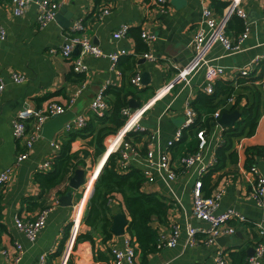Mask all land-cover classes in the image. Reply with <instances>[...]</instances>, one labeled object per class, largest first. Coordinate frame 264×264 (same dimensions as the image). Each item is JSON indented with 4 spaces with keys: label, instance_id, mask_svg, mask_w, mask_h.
Segmentation results:
<instances>
[{
    "label": "crops",
    "instance_id": "1",
    "mask_svg": "<svg viewBox=\"0 0 264 264\" xmlns=\"http://www.w3.org/2000/svg\"><path fill=\"white\" fill-rule=\"evenodd\" d=\"M58 1L63 5L55 20L45 28L36 25V0L30 1L21 15L13 13L10 0L0 1V23L8 33L5 39H0V76L5 80V87L0 90V174L13 163L17 153L23 149V145L17 142L13 134L12 121L26 104L41 107L50 99L68 102L77 96V91L84 84L83 90L69 109L75 112V116L85 112L90 120L92 114L96 113L89 108L96 93L101 88H105V91L112 90L111 93L106 92L108 101L112 104L118 96L114 91H119L120 97L125 98L127 105L132 109L137 110L145 106L137 118L147 133L138 140L133 137L136 149L131 151L129 158L130 164L142 169L151 167L146 157L148 148L154 151L156 158L160 151L168 148V141L186 122L185 108L187 102H190L198 112L199 122H203V125L209 122L210 126L207 125V128L215 133L210 139L207 158L217 150L218 138L223 135L224 130L242 122L238 131L243 128V135H235L230 129L233 132L231 131L232 135L229 137L233 149L238 151L239 158L236 162H228L225 167L215 171L212 183L213 189H225L219 210L235 208L245 215L246 221L234 222L236 232L226 234L221 240L217 239L215 245L203 243L200 232L197 234L199 241L196 244L187 241L189 224L203 228L209 226V222L194 216L193 212V187L199 178V167L185 169L179 166V157L192 151L197 144L196 130L185 129L183 139L170 149L175 178H167L154 166V181L144 185L146 191L158 193L171 205L167 221L153 223L159 237H168L172 225L179 224L181 231L178 242L174 246H164L149 253L145 262H142L141 251L137 252L138 260L140 264H162L166 261L171 264H216L214 253L221 247L227 252L229 264H246L259 236L257 227L259 224L264 226V195L262 204L251 195L255 176L248 167V163L253 160V164L264 173V154L257 153L251 158L249 151L253 149L247 152L250 147L264 146V60L260 62V67H252L248 74L242 75L241 70L249 67L254 58L264 52V0L237 1L247 13L246 19L241 17L244 26L247 23L249 25L248 36L242 41L240 50L230 51L221 40L213 37L205 53V58L211 64L225 70L215 81L217 101L225 96L224 87L230 86L235 95L233 104L235 103L241 112L236 123L229 127L221 124L216 126L214 123L213 113L219 107L216 103V106H210L199 100L206 92L205 66H196L191 42L198 26L201 25L203 6H212L221 16L230 0H169V10L165 13L160 10L155 0H102L101 3L96 0ZM220 3H225L222 9L219 8ZM107 6L110 11L101 17L97 16V13ZM236 16L239 15L229 14L225 26L226 34L232 39L242 33L235 26ZM80 19L85 24L81 33L99 44L105 52L126 50V54L120 56L118 68L112 67L108 56L87 54L84 56V62L89 66L88 70L82 73L83 79H78L77 74L80 73L73 70L69 58L60 53H48V48L59 47L65 43L68 39L66 34L72 32ZM123 24L129 25L128 32L115 37L113 33ZM143 29L154 35L150 43L142 37L148 44L147 51H151L154 58L139 53L136 37ZM77 52L75 49V53ZM186 67L190 73L186 78L176 81L174 76ZM16 71L26 76L24 82L14 81L12 75ZM135 73H140L142 77L140 87L131 82V76ZM132 100L139 105L133 107ZM254 120L257 121L256 130L252 135H247L249 121ZM70 132L63 128L56 133L59 147L41 135L35 141L30 155L16 166L10 183L0 188V236L3 247L12 250L16 240L24 246L22 258L15 263L0 251V264H37L39 256L43 253L55 264H113L111 246L124 245V238L129 235L127 231L123 235L113 234L107 241L98 233L94 236V243L90 240L76 242L79 231L88 229L83 224V216L94 181L109 154L113 152V145L119 144L121 139L111 145L112 140L114 143L116 139L108 135L105 151L98 156L92 154L94 145L88 143L91 137H77L72 141L71 150L78 155V160H86V177L90 176L88 188L86 181L79 189L74 190L73 205L61 204L60 198L66 193H63V184L45 189L36 179L38 172L54 168L55 159ZM48 160L52 161L51 168L41 170L40 164ZM50 204H53V208L48 214L46 226L39 232L37 239L31 241L17 227L16 215L21 213L25 217H33L41 208ZM111 208L114 215L124 213L128 220L130 219L121 194L114 196ZM76 216L75 222L73 218ZM123 264L129 263L124 260Z\"/></svg>",
    "mask_w": 264,
    "mask_h": 264
},
{
    "label": "built area",
    "instance_id": "2",
    "mask_svg": "<svg viewBox=\"0 0 264 264\" xmlns=\"http://www.w3.org/2000/svg\"><path fill=\"white\" fill-rule=\"evenodd\" d=\"M1 1V0H0ZM32 0H10L11 8L14 14L21 15L25 12L26 7ZM169 0H155L160 10L165 13L169 10L168 6ZM238 0H230L229 3L224 7L223 13L220 16L215 9L210 5L203 6L201 25L198 26L195 32L191 48L196 66H205V86L204 90L213 94L215 92V81L221 77L225 70L223 67L215 66L211 64L206 58L205 53L211 38L216 37L221 40L225 46L230 51L240 50L242 48V41L248 36L249 25H245V28L241 35L236 39L230 38L225 31L226 21L231 13H235L240 17L246 19V11L237 4ZM38 6V14L36 19V25L39 28L47 27L53 20H55L59 9L62 7V2L58 0H36ZM110 11V7L102 8L97 16L104 15ZM85 28L83 20H78L73 27L71 33L66 34L67 40L59 47L48 48V53L57 54L60 53L66 58H69L72 68L74 71L79 73H86L88 70V65L84 62V56L91 54L94 56H108L111 59V65L113 68H118V62L120 56L126 54L125 49L118 51L105 52L97 43L92 42L89 38L82 34L81 31ZM129 30L128 24H123L119 30H116L113 34L115 37H120L126 34ZM7 29L0 23V39H5L7 37ZM142 37L147 43L152 42L154 39L153 34H149L146 30L141 31ZM78 47V52L75 53V49ZM141 55L154 58L151 51H145L140 53ZM264 60V52L257 55L253 63L247 67L243 68L242 75L250 73L252 67L259 66L260 62ZM178 65V64H177ZM179 66V65H178ZM259 67L257 69H259ZM188 71L187 67L180 69L179 72L174 76L176 81H180L186 78ZM12 77L16 82H24L26 76L21 72H14ZM140 73H135L131 76V82L136 86L140 87L141 83ZM84 84L77 91V96L83 90ZM5 87V80L0 76V90ZM71 98L68 102H58L54 99H50L45 105L41 107H33L31 105H24L17 113L16 117L13 119V134L17 142L23 145V149L19 151L15 157L13 163H10L0 174V188L7 186L10 181L16 166L26 159L33 148L35 141L38 140L42 133V127L45 121L57 114L63 113L68 110L76 101V97ZM235 95L232 94L228 98V103L234 102ZM89 108L95 111L99 115H103L109 108L110 103L108 101L105 88H101L91 100ZM138 108L137 110L132 109L129 105L123 106L121 109V114L124 116V124L120 127L117 133L112 134L113 139H116L112 144L117 143L120 139L119 144L115 146L113 152L120 153V159L118 160L119 169L121 171L128 170L132 164H130L129 158L131 151L136 149V142H134L133 137H127V134L132 131L143 132V136L147 133V130L138 122V114L144 109ZM187 119L186 122L176 131L174 137L168 141V148L160 151L158 157H155L154 151L147 149L146 157L148 163L151 167L142 168L146 183L149 181H154V173L152 167H157L160 173L165 174L167 178H175L176 172L173 168V162L171 160V148L184 137L185 129L196 130L197 144L196 148L192 151L186 152L179 157V166L188 169L192 166L199 167V178L196 180L193 187L194 195V216L207 220L209 226L203 228H196L191 224L187 228V241L191 244H196L199 241L198 233L202 234V242L207 245L217 244V239L221 235L233 234L236 232V225L234 222L246 221V217L240 211L235 208H227L225 210H219L221 200L224 196L225 189L220 187L213 189L210 194H206L203 190V176L208 173L217 161L216 151L207 158V152L210 145V139L212 135L215 134L207 128V124L203 125V122L198 120V112L193 107L190 102H187L186 108ZM222 109L218 107L214 110L213 121L216 126H219V118L221 116ZM137 118V119H136ZM88 122V117L85 112L79 113L65 125L67 131H72L75 129H82ZM137 132V133H138ZM154 137L153 134H150ZM51 144L60 146V142L55 138V136L50 140ZM224 142V136L221 135L218 138V146ZM52 161L48 160L40 164L41 170H48L51 168ZM141 168V167H140ZM250 172L255 176L252 183L251 195L260 204L263 203L264 195V173L258 168L256 164H252L249 167ZM90 178V176H89ZM86 186L88 188V180ZM145 183V184H146ZM86 188V189H87ZM114 199V198H113ZM53 208V204L44 206L38 213L33 217H25L21 213L17 214L15 217L17 227L25 234V236L31 241H35L39 235V232L46 226L47 218L50 210ZM76 222L77 216L73 218ZM180 225L173 224L171 227V232L168 237L160 238L158 241V248L164 246H174L178 242L180 235ZM258 239L254 244V251L247 258L246 264H263L264 258V226L258 225L257 227ZM0 236V251L4 252L15 262H19L22 258L24 252V246L22 242L16 240L14 242V248L12 250L4 248ZM112 262L113 264H123L124 260H127L129 264H139L136 245L134 240L129 235L124 238V245L121 246H111ZM214 260L216 264H229V259L227 252L224 248H217L214 253ZM37 264H55L46 253L39 256ZM162 264H171L170 261H166Z\"/></svg>",
    "mask_w": 264,
    "mask_h": 264
},
{
    "label": "trees",
    "instance_id": "3",
    "mask_svg": "<svg viewBox=\"0 0 264 264\" xmlns=\"http://www.w3.org/2000/svg\"><path fill=\"white\" fill-rule=\"evenodd\" d=\"M96 2L101 3L102 0H96ZM224 4L225 3H220L219 8L222 9ZM235 26H237L239 31L243 32L245 26L241 17H235ZM136 38L138 41L139 53L147 51L148 44L143 40L141 31ZM134 62L135 59L133 60V63ZM77 75L78 79L84 78L82 73ZM216 89L217 85L215 86V92L213 94L204 92V97H199V100L202 101L201 103L210 106H216L217 104L221 107L222 112H232L237 109L235 103H228L229 96L234 93L232 87L226 85L223 89V92L226 94L224 97L218 99V101V92H216ZM105 92L111 93L113 91L106 89ZM114 92H116L118 96L114 103L113 101L112 104L110 103V108L103 115L93 113L91 119L88 120L87 124L82 129L69 133L68 139L63 141L61 151L55 159L54 168L50 171H41L36 174V179L43 188L51 189L63 184V193L67 192L69 190L68 181L72 172H74L78 165H86V160H78V155L71 150L72 141L77 137H91L88 143L94 145L93 155L98 156L105 151L106 137L117 133L125 121L124 116L121 115V109L123 106L127 105V100L120 97L119 91ZM240 123L242 122H238L235 127L230 128L235 132V135H243L244 133L243 128L238 131ZM256 124V120H254V122L249 121L247 135H252L255 132ZM99 125H101V127H98ZM207 125L210 126V123L208 122ZM230 129L227 128L224 130V142L219 145L216 150V163L211 170L202 177L203 190L206 194H210L214 188V183H212L213 173L225 167L228 162H236L239 158L238 151L233 149L232 140L229 139L233 132L232 130L231 132ZM137 132L138 131L129 132L127 137L135 136L137 140L142 138L143 132ZM250 149L253 150L249 151ZM248 151L250 152L249 156L254 158L257 153L264 154V146H253L247 149V152ZM86 153L87 151L85 154ZM119 159L120 153L118 151L110 153L103 168L98 173L92 186L93 191L89 197L83 216V224L87 226L88 229L79 231L76 242L80 240H90L94 243V236L98 233L102 234L104 241L113 237L114 232L112 230V224L114 213L112 212L111 201L116 194H121L130 216L128 224L126 225V231L134 240L136 252L141 251L142 262H145L149 253L159 249V233L153 223L155 221L160 223L166 222L171 205L158 193L146 191L144 189L146 177L139 166L132 164L128 170L121 171L118 165ZM251 161V163H248V167L253 164V160Z\"/></svg>",
    "mask_w": 264,
    "mask_h": 264
},
{
    "label": "water",
    "instance_id": "4",
    "mask_svg": "<svg viewBox=\"0 0 264 264\" xmlns=\"http://www.w3.org/2000/svg\"><path fill=\"white\" fill-rule=\"evenodd\" d=\"M76 50L78 51V47H76ZM131 105L133 107H137L139 104L133 103L132 100ZM73 116H75V112L72 109H69L63 113L48 118L43 124L41 130L42 135L48 138L49 140H51L58 131L63 129L65 125L73 119ZM240 116H241V112L238 109H235L232 112L224 111L221 117L219 118V123L224 127L233 126ZM86 173H87L86 168L82 164L78 165L75 168L74 173L69 178V182H68L71 189L68 190L65 194H63L60 198L62 205L64 206L73 205L74 190L79 189L87 181ZM127 224H128V218L124 213L115 214L113 217V224H112V230L114 234L123 235L126 231ZM225 236L226 235H222L218 237V240H221Z\"/></svg>",
    "mask_w": 264,
    "mask_h": 264
}]
</instances>
